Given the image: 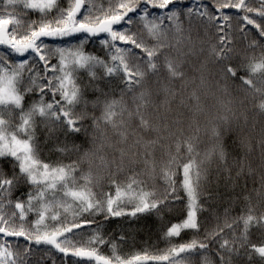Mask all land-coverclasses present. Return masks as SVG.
Returning a JSON list of instances; mask_svg holds the SVG:
<instances>
[{
    "label": "snow or ice",
    "instance_id": "6c2138e0",
    "mask_svg": "<svg viewBox=\"0 0 264 264\" xmlns=\"http://www.w3.org/2000/svg\"><path fill=\"white\" fill-rule=\"evenodd\" d=\"M4 2L39 10L44 17L52 11L57 14L52 20L28 22L15 11L0 14V45L21 57L30 52L38 58L9 63L8 57H0V160L11 167L9 176L0 164V264H30L34 247L45 249L36 264L46 260L57 264L56 254L62 264L70 257L74 258L72 264H193L191 257L209 251L214 242L219 244V264H253L257 259L264 264V54L259 60L252 57L243 66L246 75L239 76V68L231 63L236 33L231 17L223 12L236 10L243 39L248 36L247 26L264 38V0H214V12L219 16L207 5L201 9L199 0L184 11L172 7L177 0H108L109 7L99 9L103 16L95 18L92 10L96 6L91 0H68L67 8H61L59 0ZM253 2L259 6H252ZM149 6L160 9L161 15H152ZM125 24L128 27L117 30ZM133 24H139L141 31L132 32ZM212 29L215 32L209 37ZM75 33H106L108 39L101 43L108 49V60L85 54L83 40L79 46L55 49L42 40ZM148 39L153 41L151 45ZM117 41L125 46H117ZM258 46L264 53L259 41L249 45ZM51 52L58 55L57 64H50ZM97 68L103 69V77L97 75ZM80 70L88 72L89 85L104 97L91 102L93 108L102 109L99 117L89 116V101L77 77ZM101 79L108 81V92L94 83ZM237 79V90L243 93L239 99L232 96L227 85ZM117 88L119 98H110ZM34 92L39 99L25 109L26 96ZM48 92L52 93L50 101L45 100ZM209 94L215 98L217 111L209 114L208 120L212 145L201 156L193 143L198 137H185L184 125L188 123L191 128L196 123L195 117L204 112L202 95ZM82 103L84 108L77 112ZM248 104H252L254 115H249ZM16 111L19 117L14 124ZM89 118L94 135L89 141L91 147L79 160L52 164L41 159L42 145L36 136L41 124L47 129L46 139L55 140L56 151L66 154L79 151L81 146L73 142L69 148L68 140L87 132L84 121ZM199 131L197 126L195 132ZM158 151L168 157L162 166L157 162ZM182 151L187 153L183 158ZM83 163H88L87 171L82 169ZM140 165L142 171L137 172ZM100 172L108 173L107 192L100 184ZM128 172L131 174L125 181L118 179ZM145 175L149 179L159 176L165 185L163 193L148 190L142 178ZM242 179L246 207L241 215L230 222L226 210L223 223L215 217L216 223L206 227L211 219H200L207 211L205 202L218 195L222 198L221 182L235 189ZM249 181L259 187L249 189ZM22 185L30 189L26 199L13 201V192ZM184 198V218L171 223L164 238L171 241L191 230V240L171 244L162 254L145 251L127 259L118 254L114 242L111 256L100 252V246L109 241L101 235L96 215H103L106 221L110 217L162 213L170 204L183 203ZM9 208L10 215L6 211ZM29 213H35L37 219L26 226ZM85 227L92 228L86 239L70 238ZM226 231L232 235L226 236ZM9 237L24 239L23 253L8 242ZM204 264H211L207 257Z\"/></svg>",
    "mask_w": 264,
    "mask_h": 264
},
{
    "label": "trees",
    "instance_id": "16d2710c",
    "mask_svg": "<svg viewBox=\"0 0 264 264\" xmlns=\"http://www.w3.org/2000/svg\"><path fill=\"white\" fill-rule=\"evenodd\" d=\"M93 4H95V8L92 10V17L95 18L96 16H103V11H100L99 9H107L109 7L108 0H91ZM60 7L61 8H67L68 6V0H59ZM207 5L210 11L214 12V0H199V6L201 9ZM196 1L195 0H177V3L172 6L175 8H179L180 10L184 11L188 7H195ZM252 6L258 7L259 5L253 2ZM88 5H85V8H87ZM150 7V6H149ZM15 11L19 18L24 21H38L42 18H45L46 20H52L54 16H56L57 12L52 11L47 17H44L42 13L39 12V10H26L23 8L22 5H15V6H8L5 4L4 0H0V14H6L7 12ZM150 11L152 15L159 16L161 15V10L158 8H151ZM225 15H229L231 17V24L232 29L234 33H236L234 39L235 43L233 44V48L235 51L232 54V66L239 68V76H245L246 72L244 70L243 66H246L249 63V60L252 57H255L256 60H259L260 56L264 53H262L261 47H249V45L252 44L253 40L259 41L260 45L264 46V38L259 37V33L252 27L247 26V39H243L241 35L239 34V28L240 25L237 23L239 16L236 13L235 9H224L223 10ZM215 15L219 16V13H215ZM79 15V14H78ZM139 15V13H137ZM242 15V13L240 14ZM82 18V17H81ZM135 19V17H133ZM196 22L198 23V18H194ZM167 23V22H165ZM125 27H128V25H121L118 26L117 30H123ZM184 27L188 28L187 20L185 19ZM132 32H140L141 28L139 24H133L131 26ZM215 32V29H212L211 32L208 33V36L211 37L212 34ZM106 33H99L96 36H88L86 33H75L70 37H44L42 38L43 42L46 45H49L51 48L55 49L57 47L60 48H68V47H75L79 46L81 41H85L83 44V51L85 54L98 56L101 59L108 60L109 58V52L108 49L101 43L102 40L108 39L106 37ZM200 36H204V30L203 27L200 28ZM214 42V39L211 41ZM149 45L153 43L151 39H148ZM121 47H124L125 45L122 43L120 44ZM2 53H4V49L1 48L0 50V57H5ZM30 53V52H29ZM50 57V64H57L59 57L55 52L48 53ZM9 63L16 62L15 58L12 57V55H9ZM26 59H30L32 61H37L38 58L35 57L34 54L30 53V56L25 57ZM39 69L42 72L43 65L40 63L38 65ZM97 75L99 77H103V69L97 68L96 69ZM192 73L189 72V75ZM27 75V73L25 74ZM51 76L52 74L49 73ZM78 82L80 86L84 89V98L89 101V104L87 106V111L89 113V116H96L99 117L101 115L102 109L100 107L93 108L91 102L95 101L98 96H100L99 92H94L93 88L89 85V75L86 70H80L77 73ZM256 79H260L259 76L256 77ZM118 83V81H115ZM95 84H98L100 88H102L105 92L109 91V87H106V84H108L107 80H97L94 82ZM179 82H177L178 86ZM240 84V81L237 79L235 81L229 80L227 82L228 88L230 92L232 93V96L239 99L243 96L242 92H239L237 90L238 85ZM190 91V89H189ZM215 91V89H213ZM52 98V93L48 92L45 96L46 101H50ZM110 98H119V89L117 88L115 90L114 97ZM39 95L38 93H30L26 96L24 101V108L27 109L28 106L32 104L34 100H38ZM57 99L59 97L57 96ZM100 99L103 100L104 97L100 96ZM257 103L259 102V98H257ZM216 104L215 98L212 95H202V105L204 107V112L202 114H199L195 117L196 123L192 124V127L189 128L188 123H185V137L188 136H194L198 137L197 139H194L193 143L195 145L196 151L203 155V153L209 149L212 145L211 141V134H210V125L208 124L209 120V114H215L217 109L214 107ZM249 109V115H254V112L252 111V104L247 105ZM84 108L83 103L78 105L76 108V111L79 112ZM7 113V112H6ZM187 115L191 118V113H187ZM7 118V114L5 115ZM19 112H15V118L13 119V123L18 122ZM39 123V121H38ZM85 127L87 128V132H81L75 137H70L68 140V146L71 148L72 143L74 142L77 145H80L79 151H69L68 153H60L56 151L57 143L55 140H48L46 139V133L47 129L43 127L41 124L40 127L37 128L36 136L38 141L41 143V159L44 162L47 163H63V164H71L74 161H77L80 159L83 152L90 148L91 145L89 141L91 140L92 136L94 135V131L92 128V119L89 118L84 121ZM199 127L200 131L199 133L195 132L196 127ZM60 141H64V137H60ZM175 143L174 141L172 142ZM230 143V141H229ZM173 153H175V148L172 149ZM181 157H185L187 153L185 151H182L180 153ZM158 165L162 166L164 162L167 160V156L163 155L161 152H157L156 154ZM11 158H9L10 160ZM182 162H187L186 160H182ZM0 164H3L4 171L7 175H11V167L9 164H6L3 162V160H0ZM82 169L84 171H87L89 168L88 163H83L81 165ZM142 165L137 166L135 169L137 172L142 171ZM213 168H215V164L212 165ZM159 171V167L157 169ZM131 173H125L121 174L118 179L120 181H125L127 175H130ZM79 173H77V176L79 177ZM99 176L103 177L100 179V184L103 185V191L107 192L109 191V188L107 185L109 184V178L107 172H100ZM147 181L148 190L155 189L157 191V194L160 195L163 193L165 185L164 181L159 177H155V179H149L146 175L142 177ZM244 185V180L242 179L240 181V186L236 187L235 189L232 188V186H228L227 188L223 185V182H221L219 186V193L222 194V198L220 195L217 196V198L213 201H206L204 206L207 209L205 213H203L200 217V219L203 221L206 217L211 219V224L206 225V227H211L216 223L215 217H219V220L221 223H223L225 219V211L228 210V219L231 222L232 218L238 217L241 215L242 210L246 207L245 202L243 200L244 193H241V187ZM253 187H259V184H253L251 181L248 183V188L251 189ZM29 187L27 185H22L18 190L13 192L12 200L15 201L18 197H23L26 199L27 192L29 191ZM96 191H100V189H96ZM114 191V189H112ZM239 194V195H238ZM254 195V194H253ZM187 203L186 198H184L183 203L175 202L173 204H170L167 208L163 210L162 213H142L138 214L136 217H110L108 220L105 221L103 215H96L95 219L97 223L101 226L100 232L101 235L105 238V240L109 241L108 244L100 246V252L104 255L111 256V244L114 242L118 246V254L121 255L124 258H130L131 256L140 253L143 254L145 251H147L149 254H162L165 249L170 247L171 244H179L184 243L189 240H191L194 237V232L191 230H185L182 232L181 236L178 238H172L171 241H168L164 238V233L167 230V227L170 226L171 223H176L179 220H182L183 214L181 212V209L184 207V205ZM209 205H211L209 207ZM130 208H126L125 211H130ZM8 214L10 215L12 212V209H6ZM264 211V209H262ZM87 216V214H85ZM88 219H92L91 216H87ZM37 219V216L35 213H29L28 215V225L30 226L31 222ZM71 219V217H69ZM95 227V225H93ZM205 229L202 227L200 230V237L202 238L204 235ZM92 232V228L85 227L82 232L78 233L75 237H70L72 239H80L81 236H83L85 239L88 235H90ZM226 236H231L232 233L226 231ZM124 237L122 240L121 237ZM8 242L13 245L14 248H18L20 253H23L24 248L26 247V242L23 238H13L9 237ZM219 248L218 243H212L210 245V249L207 252H201L199 255H193L191 257L193 264H204V258L207 257L208 260L211 262V264H219V256L216 255V252ZM45 249L44 247H41L39 250H37L35 247L33 248V256L30 259V264H36L38 260H40L43 256ZM57 255V264H62L60 255ZM74 258H69L64 264H72ZM45 264H52L51 260H46ZM86 264V262H85ZM94 264V262H93ZM148 264H155V262H148ZM243 264V262H241ZM253 264H261L259 259L255 260Z\"/></svg>",
    "mask_w": 264,
    "mask_h": 264
},
{
    "label": "rangeland",
    "instance_id": "374dc122",
    "mask_svg": "<svg viewBox=\"0 0 264 264\" xmlns=\"http://www.w3.org/2000/svg\"><path fill=\"white\" fill-rule=\"evenodd\" d=\"M116 44H117V46L121 47L120 44H122V42L117 41ZM1 48L4 49V53H2L4 56L9 57V55H12V57L15 58L16 62H19L20 60L26 59L25 57L30 56V53H26L25 56H23V57L16 55V54H13V53H11V50L8 49L7 46H5V45H0V50H1ZM6 114L7 113H5V115Z\"/></svg>",
    "mask_w": 264,
    "mask_h": 264
}]
</instances>
